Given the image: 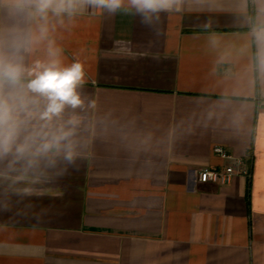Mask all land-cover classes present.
<instances>
[{
  "label": "crops",
  "instance_id": "0c3cea01",
  "mask_svg": "<svg viewBox=\"0 0 264 264\" xmlns=\"http://www.w3.org/2000/svg\"><path fill=\"white\" fill-rule=\"evenodd\" d=\"M257 8L183 0L151 25L87 9L58 28L64 63L85 69L83 150L41 193L0 210V264H264ZM237 159L247 173L230 183L198 180Z\"/></svg>",
  "mask_w": 264,
  "mask_h": 264
},
{
  "label": "clouds",
  "instance_id": "9594fccd",
  "mask_svg": "<svg viewBox=\"0 0 264 264\" xmlns=\"http://www.w3.org/2000/svg\"><path fill=\"white\" fill-rule=\"evenodd\" d=\"M183 0H0V210L22 202L64 176L83 150L85 108L79 89L82 62L65 64L58 28L73 25L87 9L133 13L151 25ZM250 35L255 65L264 74V0ZM213 45L218 43L216 38ZM43 56L31 59L37 51ZM31 207V205H27Z\"/></svg>",
  "mask_w": 264,
  "mask_h": 264
},
{
  "label": "built area",
  "instance_id": "2783aa9c",
  "mask_svg": "<svg viewBox=\"0 0 264 264\" xmlns=\"http://www.w3.org/2000/svg\"><path fill=\"white\" fill-rule=\"evenodd\" d=\"M213 152L222 158L230 157V154L220 146H215ZM236 162L238 164L236 170L232 166H225L220 169H201L198 172V180L201 182L210 181L222 185L228 184L236 172L247 173V170L243 169V160L237 159Z\"/></svg>",
  "mask_w": 264,
  "mask_h": 264
}]
</instances>
